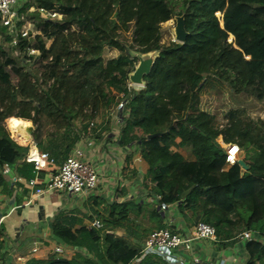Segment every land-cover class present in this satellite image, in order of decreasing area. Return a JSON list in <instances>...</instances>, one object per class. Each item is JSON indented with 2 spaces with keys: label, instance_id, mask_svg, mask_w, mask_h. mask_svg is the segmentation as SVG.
<instances>
[{
  "label": "trees",
  "instance_id": "1",
  "mask_svg": "<svg viewBox=\"0 0 264 264\" xmlns=\"http://www.w3.org/2000/svg\"><path fill=\"white\" fill-rule=\"evenodd\" d=\"M114 1L25 0L14 31L0 24V193L13 194L2 174L5 166L17 180L27 181L19 165L29 140L59 166L88 130L95 139L109 134V115L124 102L118 146L147 155L142 183L159 197L158 205L175 206L187 224L210 226L224 246L231 243L233 231L264 236V120L253 121L246 108L226 107L195 129L187 126L198 119L189 112L202 98L242 95L264 103V76L255 75L243 52L229 43L230 37L261 42L253 36L264 32V0H119L112 22ZM41 10L56 16L48 18ZM180 16L186 41L161 40V25ZM29 27L36 34L25 35ZM130 51L159 53L155 69L163 77L162 86L148 91L129 87L128 74L137 63ZM80 75L91 80L88 86L77 84ZM10 119L32 124V129L20 130L26 143L9 140L4 124ZM78 121L84 123L76 132ZM148 136L155 138L147 141ZM216 137L224 146L239 148L248 171L238 164L227 167L221 148L208 163L186 160L171 150L170 143L178 140L182 152L193 145L200 151ZM117 195L122 202L89 201L91 214L101 217V230L84 228L78 216L62 212L51 221L54 240L83 249L99 264H168L155 255L143 256L142 244L117 234L123 224L141 228L136 220L147 208L125 200L124 189ZM149 216L146 232L165 227L157 210ZM80 225L83 229L73 233ZM2 238L0 230V250ZM244 249L247 264H264L261 243L251 241ZM23 264L97 263L51 256Z\"/></svg>",
  "mask_w": 264,
  "mask_h": 264
},
{
  "label": "crops",
  "instance_id": "2",
  "mask_svg": "<svg viewBox=\"0 0 264 264\" xmlns=\"http://www.w3.org/2000/svg\"><path fill=\"white\" fill-rule=\"evenodd\" d=\"M121 122L116 121L111 117V131L109 134H103L102 139L94 140L92 142L98 149V154L107 153L112 163L115 162L114 167L123 170V178L121 181V189L126 192L125 200L131 199L134 195L138 194L141 190L143 182V176L147 169L148 157L145 153H139L135 147H127L123 150L118 146L116 136L118 135V129ZM32 129L31 126L27 127ZM12 137H16L12 133ZM178 140L171 142V150L182 155L186 160L202 161L205 163L210 162L212 157L218 153L217 148L213 147V144L209 143L208 146L202 148L198 153V157L195 156V147L191 146L187 151L182 152L178 148ZM211 146V147H209ZM219 147H224L220 144ZM223 147V148H222ZM120 148V149H119ZM126 150L130 151L126 152ZM133 151V152H131ZM117 152L119 154H117ZM193 152V153H192ZM25 165V164H24ZM22 166V165H21ZM19 165V168L24 170L30 167V164H26V168L23 169ZM56 165L47 169H39L40 172V184L37 188L44 189L46 182H48L55 174ZM30 171L34 172V167H30ZM10 181L13 194L11 197L4 196L0 193V230L2 231L4 241L3 248L0 250V264H4L5 257L12 255L15 258L36 259L45 260L51 256L55 259L63 260H78L86 261L87 259H93L97 264L96 259L91 257L83 249H78L77 254L74 256L63 255L55 256L52 249L58 242L54 240L51 234V221L59 214L65 213L66 215L78 216L82 221V227L89 228L90 219L88 215L90 210L87 207H91L89 201L93 197H99L106 202L115 200L117 202L123 201L118 195H113L106 180L103 178L102 185L95 192L88 196L87 201L73 195L66 193L62 194H44L42 196H35L33 191L26 186V181L18 178L9 170L7 175ZM17 181V182H16ZM21 185V188L14 185ZM142 204L146 205L145 216L139 218L134 230L130 228V225L123 224L117 228V233L127 236L133 239L136 243L143 244L145 236L149 228L150 213L156 210L157 204H152L150 201L142 200ZM134 213L133 216H137ZM172 223V227L178 232H186L193 226L185 223L180 215L176 211V207L172 208L171 214L165 216ZM144 222L145 224H140ZM80 226L74 228L75 231L82 230ZM190 256H198L203 260H207L210 264H247L248 258L241 244L230 243L227 246L221 243L210 242H194L191 249L187 251L179 250L173 254L175 262L173 264H191Z\"/></svg>",
  "mask_w": 264,
  "mask_h": 264
},
{
  "label": "built area",
  "instance_id": "3",
  "mask_svg": "<svg viewBox=\"0 0 264 264\" xmlns=\"http://www.w3.org/2000/svg\"><path fill=\"white\" fill-rule=\"evenodd\" d=\"M25 0H0V24L2 27L8 28L10 31L16 29V24L21 20L18 16V9L22 6ZM48 18H54L55 13L52 11H44ZM52 15H54L52 17ZM124 102H120L114 111L109 115L110 120L113 117L116 121L121 122L122 111ZM121 110V113L119 112ZM201 120L196 119L187 124L190 130L195 129L199 126ZM120 123V126H121ZM118 129V133L120 130ZM103 137V135H102ZM220 138V137H219ZM102 139V138H101ZM95 139L93 134L88 130L87 134L80 137L79 141L73 146L68 157L55 168L56 174L45 184L44 189L37 188L40 184V172L39 169H49L53 166L52 160L48 158L46 154H42L37 151L34 143L30 140L28 142V154L20 163V166L25 169L26 164H30V167H34V172L30 171V167L26 170L27 181L26 186L33 191L35 196H42L46 194H62L73 195L87 201L88 196L98 190L102 185V179L104 178L111 190V193L117 195V191L121 189V181L123 178V170L114 167L109 159L107 153L98 154V149L92 143ZM118 143L119 134L116 136ZM221 140V138H220ZM120 149V148H119ZM123 150V149H120ZM225 152V162L227 167L238 164L240 160V150L236 145L225 146L223 148ZM117 154H119L117 152ZM25 164V165H24ZM9 169L5 166L2 169V174L7 176ZM138 194L134 195L131 199L137 203H141L142 200L150 201L152 204H157L156 210L163 215L164 225L163 229L158 231H151L146 234L144 242L142 244V255H155L166 261L168 264H173L175 254L179 250L189 251L194 242H210L217 244L215 231L208 225L197 224L194 225L190 230L186 232H178L172 227V222L166 218V214H171L174 206L158 205L159 197H156L151 188L143 186ZM113 201L107 203H120L115 198ZM91 207H87L90 210ZM90 219L89 229L101 230L103 227L101 217L98 214L88 215ZM254 241L261 243L264 246V236L249 232V231H233L231 233L230 242L246 245L247 243ZM54 255L63 256L70 255L74 256L77 254L75 248H66L61 244H56L52 249ZM4 264H23L24 258H15L12 255H7L4 260ZM191 264H210L207 260H203L198 256H190Z\"/></svg>",
  "mask_w": 264,
  "mask_h": 264
},
{
  "label": "rangeland",
  "instance_id": "4",
  "mask_svg": "<svg viewBox=\"0 0 264 264\" xmlns=\"http://www.w3.org/2000/svg\"><path fill=\"white\" fill-rule=\"evenodd\" d=\"M119 5H120V1L115 0L114 5L112 7L111 14H110V20L112 22L116 21L117 15L119 13ZM41 12H44V11L41 10ZM53 16L54 15H52V17ZM173 28H174L173 20L162 24L161 25V35H160L161 40L164 41V40H167L168 38H172L174 40L173 35H172ZM27 34H36V32L31 27H29L25 35H27ZM122 38L126 41H129V35H123ZM256 38L261 39V42L258 45L254 44L252 40L241 39V40L233 41L232 37L229 38V42L230 41L234 42L233 43L234 46L243 52L245 59L249 64L250 69L252 70V72L255 75L264 76V32L259 34V35L253 36V39H256ZM50 47L51 46L48 45V48H50ZM157 60H158V58L155 60L154 66L152 67L150 74L143 78V86L142 87H134L130 83H128L129 87L131 89H133L135 91H138V90L148 91L154 85L162 86V80L161 79L163 77H161V75L155 69V65L157 63ZM136 65H137V63H135L133 65V67H131V68L134 70ZM211 70L214 71L215 68L212 67ZM90 82H91V80H89V78L85 75H80L77 77V84H79V85L88 86L90 84ZM220 99H222V100H220ZM226 107H231L233 109L246 108L248 110L250 118L253 121L264 120V103H258L257 101H255L249 97L242 96V95L241 96L225 95L224 97L215 98V99L202 98L200 100L199 104L197 105V107L189 112V116L197 117L198 119L201 120V122H203L205 119H207L210 116H217V112H219V109L226 108ZM26 123H28L32 128V124L30 122H26ZM83 123L84 122H82V121H78L75 123V131L76 132L78 130L82 129ZM4 125L9 132V140L20 142L19 140H17L16 137H14V138L12 137V133L8 129L7 123H5ZM206 129L209 130L210 127L206 126ZM93 137L95 138L94 135H93ZM20 143H22V142H20ZM211 144H213V147H211V146H209V147H211L213 149L217 148L218 150H220V147H219L220 144L224 147V145L221 142L219 137L213 138ZM193 147H195V146H193ZM193 151H195V156H193V157L194 158L198 157V155L196 153H198L199 150L195 147V149ZM126 152L130 153V151H128V150H126ZM131 152H133V151H131ZM56 167H59V166L56 165ZM54 172H56V171L54 170Z\"/></svg>",
  "mask_w": 264,
  "mask_h": 264
},
{
  "label": "water",
  "instance_id": "5",
  "mask_svg": "<svg viewBox=\"0 0 264 264\" xmlns=\"http://www.w3.org/2000/svg\"><path fill=\"white\" fill-rule=\"evenodd\" d=\"M174 28L172 30L173 42L178 44H183L186 41V31L184 28V19L182 16L173 18ZM229 43H232L231 41ZM129 56L131 58H136L137 65L134 68L132 73L128 74V83H130L134 87H142L143 86V78L150 74L152 67L154 66L155 60L159 57V53L157 51L148 52L145 54H140L136 52H129ZM121 113V110L119 111ZM155 138L154 136H148L146 138L147 141ZM238 165L243 171H248V167L243 161L238 162ZM163 217V215L161 214ZM120 234V233H117ZM124 236V235H123Z\"/></svg>",
  "mask_w": 264,
  "mask_h": 264
},
{
  "label": "bare ground",
  "instance_id": "6",
  "mask_svg": "<svg viewBox=\"0 0 264 264\" xmlns=\"http://www.w3.org/2000/svg\"><path fill=\"white\" fill-rule=\"evenodd\" d=\"M30 125L24 121H18L16 119H10L7 121V127L10 130L11 133H13L17 140H19L22 143H26V139L23 137V135L20 133V130L22 129H28Z\"/></svg>",
  "mask_w": 264,
  "mask_h": 264
}]
</instances>
